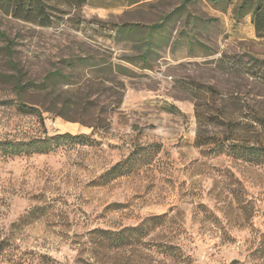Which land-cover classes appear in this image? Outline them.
I'll list each match as a JSON object with an SVG mask.
<instances>
[{"label":"rangeland","instance_id":"rangeland-1","mask_svg":"<svg viewBox=\"0 0 264 264\" xmlns=\"http://www.w3.org/2000/svg\"><path fill=\"white\" fill-rule=\"evenodd\" d=\"M45 3L48 26L0 7V264H264V163L195 145L196 109L226 122L264 116V37L252 16H236L237 0ZM16 76L43 86L18 92ZM66 132L88 141L3 153L4 142ZM153 143L151 164L103 184L136 145ZM161 214L138 246L90 244L94 229Z\"/></svg>","mask_w":264,"mask_h":264},{"label":"trees","instance_id":"trees-1","mask_svg":"<svg viewBox=\"0 0 264 264\" xmlns=\"http://www.w3.org/2000/svg\"><path fill=\"white\" fill-rule=\"evenodd\" d=\"M64 1L76 7H81L87 3V0ZM130 1L137 2L139 0ZM196 1L198 0H182V4L178 9L181 10L188 4ZM206 1L214 6H223L224 4L232 3L234 0ZM0 7L3 8L5 12L10 13L13 17L21 20L37 22L38 18L41 17L44 19L41 23L44 26L50 25L53 21L51 18L50 20L48 18L51 14H45L48 13V6L45 3V0H0ZM235 13L238 17L250 14L257 35L264 37V0H237ZM158 27L157 24L151 25L149 27V35ZM123 29L124 27L120 29V33ZM146 37V48L141 54V57L144 58L148 56V53L152 48V41L150 40L152 36ZM13 77L15 76L13 75ZM15 81L18 92L29 90L32 86H43V84L38 85L34 82L23 83L20 76H16ZM208 90L212 93L216 91L214 87H209ZM20 108L30 112L38 111L35 107H29L24 103L20 104ZM196 118L198 126L195 145L197 147L208 148L209 153L214 155L227 153L235 159L249 162L254 165L264 163V142L256 140V142L253 143L247 138L248 127L252 128L251 131H256L258 129L264 131V116L256 114L254 118L249 121L238 122L229 120L226 122L225 118H222L220 115L196 109ZM221 128L223 130H221ZM222 135L226 136L221 137ZM87 141L88 136L83 134L73 135L66 132L50 136L45 133L44 136L34 138L28 142H12L11 144L4 142L5 146H3V153L5 155L8 154L9 156H19L22 154H46L61 146L86 144ZM159 149L160 146L154 143L136 145L126 158L117 162L101 176L103 184H106L117 177L133 173L144 165L151 164L159 152ZM166 217L167 214L152 215L145 218L136 226H125L119 230L94 229L90 232V244L93 249L96 250L100 247L114 251L133 248L144 243V239L150 233L163 226ZM158 247L162 246L158 245ZM162 249L165 254L175 253L173 252L175 250L172 245L164 246ZM262 253H264V249L262 250Z\"/></svg>","mask_w":264,"mask_h":264}]
</instances>
